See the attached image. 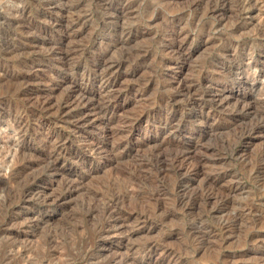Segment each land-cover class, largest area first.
<instances>
[{"label": "rangeland", "instance_id": "rangeland-1", "mask_svg": "<svg viewBox=\"0 0 264 264\" xmlns=\"http://www.w3.org/2000/svg\"><path fill=\"white\" fill-rule=\"evenodd\" d=\"M119 257L264 264V0H0V264Z\"/></svg>", "mask_w": 264, "mask_h": 264}, {"label": "bare ground", "instance_id": "bare-ground-1", "mask_svg": "<svg viewBox=\"0 0 264 264\" xmlns=\"http://www.w3.org/2000/svg\"><path fill=\"white\" fill-rule=\"evenodd\" d=\"M70 103H71V102H70ZM182 155H183V154H182ZM178 158H179V157H178ZM186 163H187V162H186ZM187 171H188V170H187ZM205 196H206V195H205ZM103 204H104V203H103ZM114 210H115V209H114ZM113 212H114V211H113ZM109 213H110V212H109ZM110 214H111V213H110ZM113 214H114V213H113ZM113 214H112V215H113ZM115 214H116V213H115ZM112 215H111V216H112ZM109 217H110V216H109ZM109 217H108V218H109ZM113 217H114V216H113ZM111 218H112V217H111ZM116 219H117V218H116ZM120 219H121V218H120ZM111 220H112V219H111ZM106 221H107V220H106ZM111 222H112V221H111ZM115 222H116V221H115ZM115 222H113V223H115ZM106 223H107V222H106ZM109 223H110V222H109ZM112 226H113V224H112ZM115 226H116V225H115ZM103 227H104V226H103ZM106 227H107V226H106ZM108 227H109V225H108ZM108 227H107V229H109ZM116 227H117V226H116ZM111 228H112V227H111ZM109 230H110V229H109ZM112 230H113V229H112ZM110 231H111V230H110ZM117 232H118V231H117ZM122 232H123V231H122ZM122 232H121V233H122ZM112 234H113V233H112ZM111 236H112V235H111ZM120 256H121V255H120ZM122 256H123V255H122ZM126 257H127V256H126ZM115 258H117V257H115ZM119 258H121V257H119ZM123 258H124V257H123ZM121 259H122V258H121ZM121 259H120V260L118 259V261H120L121 263L125 264V263L123 262V259H122V260H121ZM125 259H126V258H125ZM116 261H117V260H116ZM118 261H117V262H118ZM126 261H127V260H126ZM120 262H118V264H119ZM128 262H130V261L128 260ZM114 264H115V263H114ZM126 264H127V262H126ZM128 264H131V263H128Z\"/></svg>", "mask_w": 264, "mask_h": 264}]
</instances>
